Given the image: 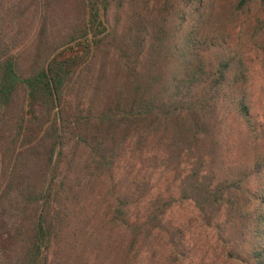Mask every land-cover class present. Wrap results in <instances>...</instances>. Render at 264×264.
Segmentation results:
<instances>
[{"label": "trees", "instance_id": "16d2710c", "mask_svg": "<svg viewBox=\"0 0 264 264\" xmlns=\"http://www.w3.org/2000/svg\"><path fill=\"white\" fill-rule=\"evenodd\" d=\"M23 1L0 0V264H139L177 201L264 264V0Z\"/></svg>", "mask_w": 264, "mask_h": 264}, {"label": "rangeland", "instance_id": "374dc122", "mask_svg": "<svg viewBox=\"0 0 264 264\" xmlns=\"http://www.w3.org/2000/svg\"><path fill=\"white\" fill-rule=\"evenodd\" d=\"M16 0H4V2H15ZM21 6L28 4L27 0L19 2ZM33 7H31L32 9ZM26 12L25 23L23 24L24 34L23 44L20 45L13 52L20 50L22 65L26 66L28 63V56L32 49L33 40L36 34L38 20L35 15ZM33 22L30 26V19ZM17 29L16 23L13 32ZM63 48L57 50L62 51ZM253 54L255 53L254 50ZM65 53V51H64ZM252 71V87L254 90L255 103L253 105L252 114L255 118L257 125L261 124L264 120V66L258 63L257 60H250ZM158 188L163 189L166 185L162 180L157 184ZM172 188V187H171ZM101 195V194H100ZM90 199H86L80 204L85 205V211L88 214L94 215L92 225L87 227V231H92L93 226L101 222V197H97L92 204H89ZM141 210V205L137 208ZM84 216V215H81ZM222 218V217H221ZM167 219L175 227H179L180 233H176V245H170L167 248H162L160 243L155 249V254L146 253L141 259L139 264H245L237 258H232L226 255V249L222 241L217 240L216 232L204 224L200 218L193 203L188 201H177L167 213ZM98 229V228H97ZM99 230V229H98ZM159 242V241H158ZM175 250V251H174ZM182 253V255H181ZM91 261L99 262L101 264V251L93 253ZM96 259V260H95Z\"/></svg>", "mask_w": 264, "mask_h": 264}]
</instances>
